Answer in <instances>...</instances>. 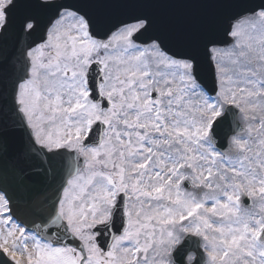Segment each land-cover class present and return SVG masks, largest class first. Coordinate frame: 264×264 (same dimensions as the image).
<instances>
[{"label": "snow or ice", "instance_id": "obj_1", "mask_svg": "<svg viewBox=\"0 0 264 264\" xmlns=\"http://www.w3.org/2000/svg\"><path fill=\"white\" fill-rule=\"evenodd\" d=\"M0 264H264V0H0Z\"/></svg>", "mask_w": 264, "mask_h": 264}, {"label": "rangeland", "instance_id": "obj_2", "mask_svg": "<svg viewBox=\"0 0 264 264\" xmlns=\"http://www.w3.org/2000/svg\"><path fill=\"white\" fill-rule=\"evenodd\" d=\"M239 123L243 126V128H245V122L243 121V119L241 117H239L238 119ZM236 153L235 152H229L228 153V156L229 157H232V158H235L236 157ZM193 192L196 194V195H202V193L200 192V190L198 189H194ZM198 193V194H197Z\"/></svg>", "mask_w": 264, "mask_h": 264}, {"label": "water", "instance_id": "obj_3", "mask_svg": "<svg viewBox=\"0 0 264 264\" xmlns=\"http://www.w3.org/2000/svg\"><path fill=\"white\" fill-rule=\"evenodd\" d=\"M238 119H239V115L236 117L237 126H236V128H235L234 131H235V133H237V134H242L244 128H243V126L239 123Z\"/></svg>", "mask_w": 264, "mask_h": 264}]
</instances>
